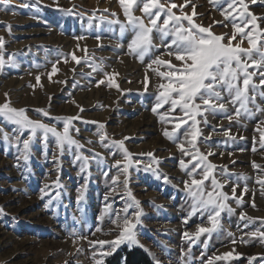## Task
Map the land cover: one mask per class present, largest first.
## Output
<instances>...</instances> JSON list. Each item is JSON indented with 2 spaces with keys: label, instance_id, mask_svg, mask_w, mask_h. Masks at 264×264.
<instances>
[{
  "label": "rangeland",
  "instance_id": "rangeland-1",
  "mask_svg": "<svg viewBox=\"0 0 264 264\" xmlns=\"http://www.w3.org/2000/svg\"><path fill=\"white\" fill-rule=\"evenodd\" d=\"M22 2L23 0H12V5H20ZM175 2L183 3V0ZM192 4L196 6L198 13L194 17L197 23L209 26L214 20L223 21L220 11L209 0H192ZM192 4L185 11L191 13ZM61 8H71L72 14L61 11ZM105 8L116 12L124 20L118 0H41L40 5L35 8L30 5L28 8L17 7L15 11L0 10V37L5 42L4 56L6 60L13 58L15 61V66L6 65L0 71V103L4 102V93L7 92L12 104L17 108H26L27 115L32 119L41 118L35 111L40 108L49 110L52 117L79 114L82 120L73 121L74 129H79V132L73 131L72 135L85 145L81 151L91 157L89 149H92L106 157L104 162L90 159L87 171L82 173L80 162H74V153L66 150L60 155L52 137L48 140L47 158L38 136L27 162L18 161L16 148L0 138V208L4 210L0 213V264H93L92 249L86 241L74 243L76 236L108 240L115 238V232L110 235L97 233L94 237L91 236V231L106 203H111L114 210H121L125 206L126 200L121 198L122 186L118 188L120 194L112 193L108 201L104 199L112 187L111 178L118 171L112 165L116 160L122 159V156L118 150L105 149L100 145L97 135L99 126L90 121L103 123L112 139L131 137L125 141V145L134 154L155 153L160 158V172L169 177L170 182L166 183L163 178L144 171L143 165L139 169H130L129 186L140 201L142 209V222L136 228L137 238L140 245H143L141 248L154 263L158 260L160 264H207L209 258L234 250L233 259L215 261L214 264H250L248 258L252 256L257 259L252 260L251 264H264V243L245 235L257 228L264 230V225L257 219L248 228H244V224L248 222L239 219L241 212L254 218H264V196L261 195L260 185L255 183L260 170L252 167L253 161L264 166V149L260 148L259 133L255 131L258 126L264 128V124H258L259 121H264V113L255 112L251 118L234 117L232 122L225 119L223 113H217L214 116L208 115V125H200L203 136L198 142L199 147L201 151L214 153L208 160L218 166V179L222 182L224 180L219 166H227L231 173L247 177V180L237 181L233 176L223 191L231 196V187L238 182L240 187L237 188V196L242 194L245 183L249 192L243 195L242 205L230 199L228 203L235 212H223L221 228L210 237L202 235L190 247V242L184 239L183 233L195 232L200 224L207 226V218L197 213L184 223L189 213V200L183 181L189 177L179 167V160L183 157L176 144L162 134L165 125L151 112L157 92L156 85L161 81L148 71L151 82L148 91L144 92L141 81L147 59L142 64L133 56L125 54L130 34H126L122 41L125 47L116 48L118 25L113 26L115 33L108 32L104 26L100 29L88 28L87 17L94 10L102 11ZM250 10L264 17V4H250ZM81 13L84 15H80ZM136 14L141 15L139 11ZM260 23L264 27V20ZM6 24L11 25L10 32L5 27ZM212 31L217 34L231 33V24L227 28L213 25ZM98 33L102 37L100 41L94 38ZM81 35L86 37L79 41L81 49L86 46L88 54L95 57L96 63H102L103 71L94 72L83 61L77 65L70 57L68 63L61 59L62 55L76 50L78 42L74 37ZM98 44L103 46L98 47ZM243 46L247 47V42ZM163 51L161 48L160 52ZM160 52L156 54L159 55ZM12 54L15 56L12 57ZM75 54L77 57L85 55L81 50H76ZM164 58L168 59L167 56ZM57 59H61L57 65L59 71L49 81L47 74L51 71L50 62ZM73 68L75 72L72 71ZM104 72L119 73L115 79L124 91L108 87L107 81L97 87V81L105 79ZM37 75L41 77L43 87L37 84ZM256 82H259L258 79ZM30 85H35V89ZM257 102L264 107V99L257 97ZM77 104L84 109L83 112ZM228 111H235L231 104L228 105ZM45 122L58 129L63 127V122L55 119L45 118ZM213 126L216 127L215 132ZM14 127L0 117V128L11 135ZM224 129H231V134L236 139L223 135ZM209 135L211 139L205 141L204 138ZM253 146L257 151H252ZM110 151H115L116 154L110 155ZM53 153H56L59 163L53 160ZM142 159L145 164L150 160L146 156ZM105 172H108L107 177ZM57 178L60 187L52 188L50 195L41 199L40 190L45 184L51 185ZM123 179L121 176V181ZM85 183L87 188L84 199L78 200L80 189ZM57 192L59 197L53 199L48 206V200L55 197ZM253 199L255 208L251 206ZM131 211L133 210L130 209ZM109 227L111 226L105 217L103 229L106 231ZM241 237L249 242L242 243ZM233 239L237 243L233 244ZM123 246L140 247L121 244L111 256ZM77 248L83 250L78 252ZM111 256L105 258V264Z\"/></svg>",
  "mask_w": 264,
  "mask_h": 264
},
{
  "label": "snow or ice",
  "instance_id": "snow-or-ice-1",
  "mask_svg": "<svg viewBox=\"0 0 264 264\" xmlns=\"http://www.w3.org/2000/svg\"><path fill=\"white\" fill-rule=\"evenodd\" d=\"M40 3L41 0H23L20 5H12V0H0V6H2L0 10L15 11L17 7L28 8L30 5L35 8ZM118 3L122 9L124 20H121L116 12H111L107 8L102 11L94 10L87 17L88 28L100 29L101 26H104L108 32L115 33L116 29L113 26L118 25L119 35L116 48H124L125 45L122 41L126 34H130L125 54L133 56L142 64H145L147 59L144 78L141 81L144 85V92L148 91L151 82L148 71H151L161 81L156 85L157 92L151 112L158 117L160 123L165 125L162 134L166 139L176 144L183 157L179 160V167L189 177L183 181L184 191L189 200V213L184 223H187L188 219L197 213L207 218V226L200 224L195 232L185 231L183 233L184 239L190 242L191 247V244L199 240L202 235L210 237L213 232L221 228L223 212H235V209L228 203L230 199L235 200L238 205H242L243 195L249 192L245 183L242 194L237 196V188L240 187L238 182L233 183L231 196L223 191L233 176L237 181L247 180V177L243 174L231 173L227 166H219L220 175L224 177L222 182L216 174L218 166L208 160V157L214 153L201 151L198 142L203 136L200 125H208V115L214 116L217 113H223L224 118L232 122L234 117L237 119L242 116L251 118L255 112L264 113V107H261L257 102V97L264 99V27L260 23L264 17L258 16L250 10V4H264V0H209V3L217 8L224 18L223 21L214 20L213 24L209 26L197 23L194 19L198 13L192 0H183V3H176L175 0H118ZM190 4H192L191 13L185 11ZM60 10L72 14L71 8H61ZM137 11L141 15H137ZM97 12L100 14L98 15ZM104 13H108V15H104ZM229 24L232 28L231 33L217 34L212 31L213 25H222L227 28ZM5 27L9 32L11 31V25L6 24ZM94 38L97 41L102 39L99 33ZM74 39L78 42L76 50L83 51L85 55L77 57L76 50H73L62 55L61 59L64 63H68L70 57L77 65L83 61L94 72L103 71L102 63H96L95 57L88 54L87 47L81 49L79 41L86 37L81 35ZM245 42H247V47L243 46ZM102 46V44H98V47ZM4 48V38L0 37V71L6 65L15 66L13 58L5 59ZM161 48H163V52H160ZM157 52L160 54L157 55ZM14 56L15 54H12V57ZM165 56L168 59H165ZM61 59L50 62L51 71L47 74L49 81H52V77L58 73L57 65L60 64ZM72 71L75 72V69L73 68ZM103 74L105 79L97 81V87L107 81L108 87L124 91L120 89L115 79L119 73L104 72ZM35 79L37 84L43 87L41 77L37 75ZM59 82L67 83L66 81ZM30 87L35 89V85H30ZM4 96V102L0 103V117L15 127L11 135L0 128V138L16 148L18 161L27 162L29 160L32 145L38 136L44 145L46 158L48 140L49 137H52L60 155H63L66 150L74 153V162H80L82 173L87 171L90 159L100 162L106 160L102 153L92 149H89L91 157L84 155L81 151L85 145L72 135L73 131L79 132V129L73 127V121L82 120L79 114L52 117L49 110L40 108L35 111L40 114L41 118L32 119L27 115L26 108H17L12 104L11 97L7 92L4 93ZM229 104L235 109L232 113L228 111ZM76 106L81 112L84 111L80 105ZM161 109L164 110L161 111ZM45 118L63 122L62 129L46 123ZM84 122L89 123V121ZM90 123H96L99 126L100 131L97 135L100 145L105 149L118 150L122 156V159L116 160L112 165L118 171L111 178L112 187L104 199L108 201L112 193L120 194L118 188L122 186L123 195L121 198L125 199L126 203L121 210H114L111 203H106L94 230L91 231V236L94 237L97 233L110 235L115 232L114 239H89L88 236L77 235L74 243L81 240L86 241L92 249L93 264H105V258L111 256L121 244L127 243L129 246L143 247L139 243L136 232L137 225L142 222V209L140 201L129 186L130 169L134 167L139 169L143 165L144 171L152 172L157 178H163L166 183L170 180L166 174L160 172L158 168L160 158L155 153L134 154L125 145V141L131 137L126 136L120 140L112 139L105 131L103 123L98 121H90ZM258 124H264V121H259ZM213 131H216L215 126H213ZM255 131L259 133L260 148L264 149V128L258 126ZM223 135L232 140L236 139L231 134V129H224ZM204 139L205 141L210 140L211 135ZM88 143H92V141H88ZM252 151H257L255 146ZM115 154V151H110V155L114 156ZM145 156L150 158L146 164L142 159ZM52 158L59 163L56 153H53ZM233 163L235 162L233 161ZM153 165H157V167H153ZM252 167L260 170L255 183L260 185L261 195L264 196V166L253 161ZM104 175L107 177L108 172H105ZM121 176L124 177L122 181ZM58 187H60L59 178L51 185L45 184L40 190L41 199L45 195H50L52 188ZM86 188L87 183L81 187L78 200L84 199ZM58 197L59 192L48 200V206L52 204L53 199ZM251 206L256 207L254 199ZM130 209L133 211L130 212ZM3 212V208H0V213ZM105 217L111 226L106 231L103 229ZM239 219L248 222L244 224V228H248L249 224L254 223L257 219L264 225V218H254L246 212H241ZM229 235L232 234L229 233ZM245 235L249 239L256 238L264 243V230L260 228L246 232ZM241 242L248 243L249 241L241 237ZM232 243L235 244L237 241L233 239ZM82 250L77 248L78 252ZM233 252L234 250L213 256L208 259L207 264H214L215 261H230L234 258ZM239 255L237 254V256ZM248 259L251 264V261L257 257L252 256ZM155 264H160V261H155Z\"/></svg>",
  "mask_w": 264,
  "mask_h": 264
},
{
  "label": "trees",
  "instance_id": "trees-1",
  "mask_svg": "<svg viewBox=\"0 0 264 264\" xmlns=\"http://www.w3.org/2000/svg\"><path fill=\"white\" fill-rule=\"evenodd\" d=\"M155 264L141 247L123 246L113 256L107 259L106 264Z\"/></svg>",
  "mask_w": 264,
  "mask_h": 264
}]
</instances>
